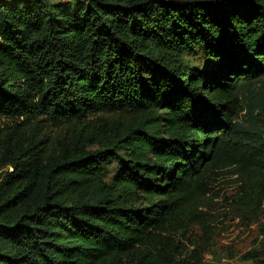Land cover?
I'll list each match as a JSON object with an SVG mask.
<instances>
[{"label":"trees","instance_id":"trees-1","mask_svg":"<svg viewBox=\"0 0 264 264\" xmlns=\"http://www.w3.org/2000/svg\"><path fill=\"white\" fill-rule=\"evenodd\" d=\"M2 168L0 264H192L225 176L259 223L264 0H0Z\"/></svg>","mask_w":264,"mask_h":264},{"label":"rangeland","instance_id":"rangeland-1","mask_svg":"<svg viewBox=\"0 0 264 264\" xmlns=\"http://www.w3.org/2000/svg\"><path fill=\"white\" fill-rule=\"evenodd\" d=\"M53 2L63 0H51ZM191 64L194 62L189 57ZM203 63H205L203 61ZM115 166L108 170V178L114 174ZM4 169H0V179ZM213 194L215 197L214 225L211 234L203 233L198 225L191 227L188 231H176L169 229L172 248L178 247L182 250L183 257L190 260L192 264H254L251 259H244V254L250 250L262 249L264 234V213L259 223L247 225L235 217L230 197L235 195L237 185L233 177L225 176L214 183Z\"/></svg>","mask_w":264,"mask_h":264}]
</instances>
